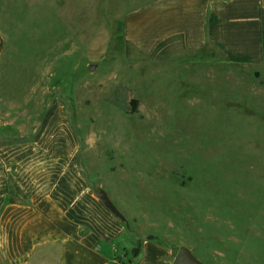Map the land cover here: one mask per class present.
Masks as SVG:
<instances>
[{"label":"rangeland","instance_id":"374dc122","mask_svg":"<svg viewBox=\"0 0 264 264\" xmlns=\"http://www.w3.org/2000/svg\"><path fill=\"white\" fill-rule=\"evenodd\" d=\"M126 4L0 0V184L2 174L9 201L30 212L34 196L42 206L57 197L80 230L125 246L122 259L150 239L172 261L185 246L203 264H264V95L252 78L222 71L197 82L127 65ZM100 189L124 221L95 197ZM16 228L0 223V250ZM45 249L25 264H49ZM0 264L22 261L0 253Z\"/></svg>","mask_w":264,"mask_h":264},{"label":"crops","instance_id":"0c3cea01","mask_svg":"<svg viewBox=\"0 0 264 264\" xmlns=\"http://www.w3.org/2000/svg\"><path fill=\"white\" fill-rule=\"evenodd\" d=\"M123 1L128 2L120 20L127 65L144 66L149 76L184 72L197 82L215 81L222 71L236 80L238 75L253 79V87L264 95V0ZM5 184L1 174L0 223L17 225L11 238L8 232L2 235L0 253L6 258L25 264L48 248L49 264H172L171 251L150 240L141 242L136 257L119 258L125 246L117 247L113 236L80 230L60 214L62 200L49 196L42 206L34 196L30 212L25 211L9 201Z\"/></svg>","mask_w":264,"mask_h":264},{"label":"water","instance_id":"95a60500","mask_svg":"<svg viewBox=\"0 0 264 264\" xmlns=\"http://www.w3.org/2000/svg\"><path fill=\"white\" fill-rule=\"evenodd\" d=\"M103 206L112 213L115 217L119 218L121 221H124L122 214L118 211L115 205L112 203L107 193L100 189L96 193L95 196ZM172 264H203L192 252L189 248L185 246H181L172 261Z\"/></svg>","mask_w":264,"mask_h":264},{"label":"trees","instance_id":"16d2710c","mask_svg":"<svg viewBox=\"0 0 264 264\" xmlns=\"http://www.w3.org/2000/svg\"><path fill=\"white\" fill-rule=\"evenodd\" d=\"M130 103H131V110H130V112L131 113H135L137 101L133 99V100H131ZM148 240H150V239H148ZM140 244L141 243H138L137 246L133 249L132 257H136L138 255L139 250H140Z\"/></svg>","mask_w":264,"mask_h":264}]
</instances>
